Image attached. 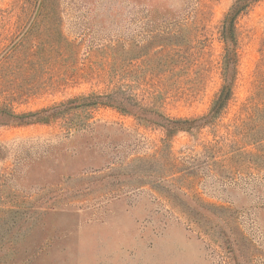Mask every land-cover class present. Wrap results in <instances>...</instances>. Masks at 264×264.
I'll list each match as a JSON object with an SVG mask.
<instances>
[{
  "label": "rangeland",
  "instance_id": "374dc122",
  "mask_svg": "<svg viewBox=\"0 0 264 264\" xmlns=\"http://www.w3.org/2000/svg\"><path fill=\"white\" fill-rule=\"evenodd\" d=\"M237 1L0 0V264H264V0L209 118Z\"/></svg>",
  "mask_w": 264,
  "mask_h": 264
},
{
  "label": "trees",
  "instance_id": "16d2710c",
  "mask_svg": "<svg viewBox=\"0 0 264 264\" xmlns=\"http://www.w3.org/2000/svg\"><path fill=\"white\" fill-rule=\"evenodd\" d=\"M252 0H238L234 7L227 13L224 19L223 25V35L227 36L230 39L231 46L227 45V52H226V67L227 69V76L228 78L225 81L220 93L216 97L212 110L210 113V119H216V117L221 113L223 109H225L233 96V89L235 83V75L237 71V63H238V53H237V45L235 41V21L242 14L246 11L250 5L252 4ZM83 101H88V103L83 102L79 103L78 105H74V102L68 103H61L59 105L42 109L36 112H30L22 115H16L14 113H10V117L5 122L8 123H18V124H38V123H50L54 120L60 119L72 108H85V107H92L98 105H106L108 103H104L103 98L94 96L89 98L82 99ZM110 104V103H109ZM74 107H70V106ZM182 121H177L174 119H167V123L165 125H159L157 122H152V124L161 126L165 128L166 132L173 133L174 130L176 131L178 127L182 124Z\"/></svg>",
  "mask_w": 264,
  "mask_h": 264
}]
</instances>
